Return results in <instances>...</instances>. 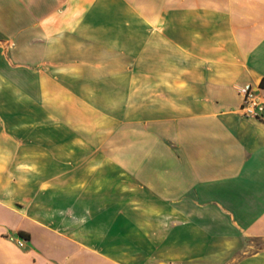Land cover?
I'll use <instances>...</instances> for the list:
<instances>
[{"label":"crops","instance_id":"obj_1","mask_svg":"<svg viewBox=\"0 0 264 264\" xmlns=\"http://www.w3.org/2000/svg\"><path fill=\"white\" fill-rule=\"evenodd\" d=\"M248 87L264 0H0V264H264Z\"/></svg>","mask_w":264,"mask_h":264},{"label":"built area","instance_id":"obj_2","mask_svg":"<svg viewBox=\"0 0 264 264\" xmlns=\"http://www.w3.org/2000/svg\"><path fill=\"white\" fill-rule=\"evenodd\" d=\"M259 90L254 88H244L242 90V101L239 113L243 118L264 122V99L259 95ZM10 241H15L22 246L23 240L13 235H9Z\"/></svg>","mask_w":264,"mask_h":264},{"label":"rangeland","instance_id":"obj_3","mask_svg":"<svg viewBox=\"0 0 264 264\" xmlns=\"http://www.w3.org/2000/svg\"><path fill=\"white\" fill-rule=\"evenodd\" d=\"M100 176H102V175H100ZM117 181V180H116ZM120 182H122L121 181V179H119L116 183V185H117V191H114L115 193L113 194V195H111L112 193H113V191H108V190H101L100 191V197H102V198H107L108 196H113V197H115V198H123V197H127V194L125 195V194H122V193H120L119 191H121V190H119L118 189V187H123V185H120L119 183ZM126 183H127V181H126ZM132 193H133V195L134 194H136V192H135V190H133V191H131ZM136 196H138V195H135V197ZM118 200V199H117ZM106 202V201H105ZM126 208V207H125ZM127 209V208H126ZM133 209H134V207H133ZM115 211H116V214L117 215H119V214H124L126 211L125 210H123V208H122V206H120L119 204H118V202H117V205L115 206Z\"/></svg>","mask_w":264,"mask_h":264}]
</instances>
